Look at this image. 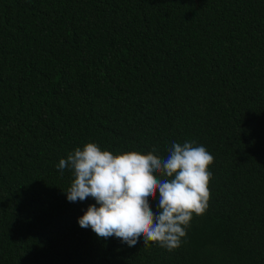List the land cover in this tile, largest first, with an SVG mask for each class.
Returning <instances> with one entry per match:
<instances>
[{"label": "trees", "instance_id": "trees-1", "mask_svg": "<svg viewBox=\"0 0 264 264\" xmlns=\"http://www.w3.org/2000/svg\"><path fill=\"white\" fill-rule=\"evenodd\" d=\"M174 141L214 156L181 247L79 226L60 159ZM0 264H264V0H0Z\"/></svg>", "mask_w": 264, "mask_h": 264}, {"label": "clouds", "instance_id": "clouds-1", "mask_svg": "<svg viewBox=\"0 0 264 264\" xmlns=\"http://www.w3.org/2000/svg\"><path fill=\"white\" fill-rule=\"evenodd\" d=\"M157 152L114 154L88 142L60 159L57 168L73 177L63 190L67 200H95L78 218L79 226L129 247L141 240L144 247L155 244L169 252L181 247L194 214L202 216L209 207L214 156L193 141L172 142L165 157Z\"/></svg>", "mask_w": 264, "mask_h": 264}]
</instances>
